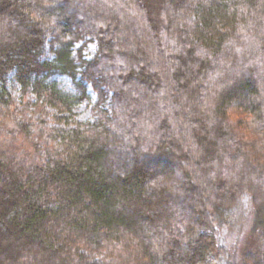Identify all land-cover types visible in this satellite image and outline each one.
<instances>
[{
  "label": "trees",
  "instance_id": "obj_1",
  "mask_svg": "<svg viewBox=\"0 0 264 264\" xmlns=\"http://www.w3.org/2000/svg\"><path fill=\"white\" fill-rule=\"evenodd\" d=\"M0 107V264H264V0H0Z\"/></svg>",
  "mask_w": 264,
  "mask_h": 264
},
{
  "label": "rangeland",
  "instance_id": "obj_2",
  "mask_svg": "<svg viewBox=\"0 0 264 264\" xmlns=\"http://www.w3.org/2000/svg\"><path fill=\"white\" fill-rule=\"evenodd\" d=\"M96 52V45L95 43H92V42H89L86 46V49L84 51V55L86 56L87 59H90ZM8 91L10 93V95L12 96V99L14 101V104L16 106V108L20 109V92H19V89L17 87V85L13 82H8ZM29 99L33 100V97L31 96V94L29 95L28 97ZM35 112L34 115H32L31 112H28L27 115L29 116H32L33 119H32V122L34 125H36L38 127V129L41 131V134L43 137L45 138H49L51 137L52 135V126L54 124V118L51 116L50 112H51V109L48 110V114L46 115H39V113H37L36 111H33ZM90 116V110L89 108L87 107H82L81 108V114H80V117L82 119H88ZM9 115H7V113L5 112V110L0 107V123L1 122H7V124L10 126L12 123H11V120L9 121ZM57 125V124H55ZM242 208H241V212L239 213L240 215H244L243 217L244 218H247L248 217V212H247V202L244 200L242 201ZM240 224V223H239ZM242 225V224H241ZM246 227V226H245ZM242 228V232L247 229L246 228ZM242 232L240 231L237 232V227L236 229H232L230 230L229 228H223L221 231H220V236H221V239L219 240V245L220 247H222V254L223 256H221V258L223 257L222 260H225V252L226 250H229L228 248H230V243L233 244L235 242L238 243L239 246H241V242H245L246 240V236L242 234ZM247 232V231H246ZM240 243H239V241ZM219 262V259H217L216 261V264H220L221 262ZM221 264H225L224 261H222Z\"/></svg>",
  "mask_w": 264,
  "mask_h": 264
}]
</instances>
